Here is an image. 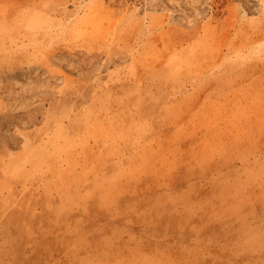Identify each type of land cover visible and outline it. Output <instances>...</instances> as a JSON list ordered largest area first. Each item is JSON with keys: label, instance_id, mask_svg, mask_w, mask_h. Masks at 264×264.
Wrapping results in <instances>:
<instances>
[{"label": "rangeland", "instance_id": "obj_1", "mask_svg": "<svg viewBox=\"0 0 264 264\" xmlns=\"http://www.w3.org/2000/svg\"><path fill=\"white\" fill-rule=\"evenodd\" d=\"M0 264H264V0H0Z\"/></svg>", "mask_w": 264, "mask_h": 264}]
</instances>
